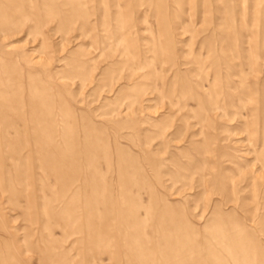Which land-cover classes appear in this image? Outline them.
<instances>
[{
  "label": "rangeland",
  "instance_id": "rangeland-1",
  "mask_svg": "<svg viewBox=\"0 0 264 264\" xmlns=\"http://www.w3.org/2000/svg\"><path fill=\"white\" fill-rule=\"evenodd\" d=\"M0 264H264V0H0Z\"/></svg>",
  "mask_w": 264,
  "mask_h": 264
}]
</instances>
